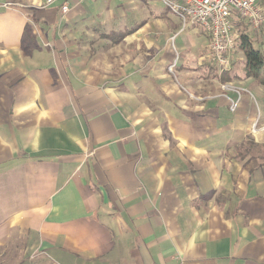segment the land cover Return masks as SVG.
<instances>
[{
    "label": "crops",
    "instance_id": "1",
    "mask_svg": "<svg viewBox=\"0 0 264 264\" xmlns=\"http://www.w3.org/2000/svg\"><path fill=\"white\" fill-rule=\"evenodd\" d=\"M141 1L0 0V264H264L256 82L231 67L247 89L234 113L208 95L202 32L170 72L148 28L171 24ZM123 27L146 50L100 66L97 39Z\"/></svg>",
    "mask_w": 264,
    "mask_h": 264
},
{
    "label": "rangeland",
    "instance_id": "2",
    "mask_svg": "<svg viewBox=\"0 0 264 264\" xmlns=\"http://www.w3.org/2000/svg\"><path fill=\"white\" fill-rule=\"evenodd\" d=\"M18 0H5V2H3V4L8 3L10 5L15 4V2ZM152 2H150L151 6L149 7H145L144 3L141 1L139 4V10H136L135 12H137L138 14L140 13L139 17L147 19L152 17L151 15V11L149 9H152L153 12L155 14H157L158 9H159V13L160 16H162L164 18L165 21H168L170 25H167V28L164 29H160V28H148V32L154 31L156 34L160 33L165 35V37L162 38L163 42H162V48H163V52H167L168 50L172 51V53L174 54L175 57V61L173 58V61L171 63V65L169 66V70L170 72L177 74V76L180 78L181 73L179 72L178 69L176 68V63L177 61L182 62L183 59L185 60L186 57H192L191 56V47L192 45H200V42H206V39L204 37H197L198 35H201L202 31L205 32L201 26H199L196 23H187L184 25V23L181 21V19L179 17H177L176 14H174L173 12H171L165 5L163 2L159 1V0H152ZM261 3V6L263 7V11H264V0H259ZM2 5V3H0ZM5 6V5H4ZM8 7V6H7ZM145 8L147 10H145ZM154 9L156 11H154ZM133 11V10H132ZM122 13H124V16L126 17V10H122ZM136 21H128V23L130 25H132L133 23H135ZM126 23V21L124 22ZM234 23H235V30L237 31V33L239 34V38L237 41V44L235 46V50L233 52V58H232V65L231 67L235 66L236 69H238V67L243 66L244 64V52L241 49V45H240V38L243 34H247L250 39L252 40V46L260 49L261 51L264 52V21L263 24L260 26L259 29H251L249 26L246 25L245 20L243 18H241V16H236L234 19ZM114 29V30H113ZM147 29V28H146ZM121 30H126V27L124 28H119V30L117 28H112V31H114L115 33H118L115 35V38L117 40H111L109 43L105 42L103 39H101L100 41V36L99 39H97L96 42V51H97V63L101 66L102 62H105V57H102V53L104 52V50H110V55L112 54V58H113V62L114 64L118 63L119 60H121V56H122V49L127 52L129 54V57L131 58L132 56L138 55L141 51H145V49H143V45H141V47H139L138 45H136V43H129L127 44L126 42H123V35L120 32ZM161 30V31H160ZM148 32H146L147 34H149ZM169 32L171 33L170 35L167 36V34H169ZM206 33V32H205ZM174 35V37L172 38L171 36ZM105 36H107L105 34ZM205 36V35H204ZM206 37H208V39L210 38L209 35L206 33ZM105 38V37H103ZM103 40V41H102ZM106 47V48H104ZM201 46L194 49V53L198 54V52L200 51ZM189 49V50H188ZM207 52L208 46L205 47ZM154 50H152L151 52H153ZM203 58L206 60V58L203 56ZM191 59V58H190ZM210 66V86L209 89L207 90L208 95H214L217 92L223 91L224 95L227 97L228 100V107L230 109V104H231V99L236 98L235 96L238 95L237 93L241 94V99L242 96L244 94V92L247 90L244 87H242L241 85H238L237 83H235L233 80H236L237 78H234L235 76H230L233 77V80H228L226 82H222V79L225 77L229 78L228 76V72L230 73L232 69L230 68L229 70L226 71H220L215 65L207 63ZM181 65V64H180ZM171 66L172 69H171ZM239 70V69H238ZM234 71V70H233ZM224 73V75H223ZM231 74H233V72H231ZM236 75H238V73H235ZM222 75V76H221ZM212 78H214V80L211 82ZM181 79V78H180ZM254 79V78H253ZM255 80V79H254ZM219 82H222L221 84V89L218 85H216L215 83L219 84ZM232 83V87L225 89L223 87L224 83ZM255 85L251 88V91L247 92L250 96V100H251V106L250 107V113L246 116V118H248V120L250 121V125H252L253 123V127H257L258 129V123L259 126L264 122V86L262 84L259 83V81L255 80ZM260 86V87H259ZM232 93V94H231ZM229 94V95H227ZM232 95V96H231ZM241 102V101H240ZM239 107H241V103H239L237 110L239 111ZM236 110V111H237ZM234 113V112H233ZM251 140H246L242 146H244V148H250V147H256L258 148L259 146H252L250 144ZM240 152H243V148L240 150Z\"/></svg>",
    "mask_w": 264,
    "mask_h": 264
},
{
    "label": "built area",
    "instance_id": "3",
    "mask_svg": "<svg viewBox=\"0 0 264 264\" xmlns=\"http://www.w3.org/2000/svg\"><path fill=\"white\" fill-rule=\"evenodd\" d=\"M56 0H47L48 4ZM164 5L176 14L185 24L196 23L209 35L208 49L205 58L220 71L231 68L233 52L239 34L235 30L234 19L241 16L251 29H259L264 21V11L259 0H161ZM10 6V4H4ZM62 11L68 12L69 5H62ZM173 66H171L172 69ZM232 83H224L225 89ZM231 99L230 110L235 112L241 101L237 93Z\"/></svg>",
    "mask_w": 264,
    "mask_h": 264
},
{
    "label": "trees",
    "instance_id": "4",
    "mask_svg": "<svg viewBox=\"0 0 264 264\" xmlns=\"http://www.w3.org/2000/svg\"><path fill=\"white\" fill-rule=\"evenodd\" d=\"M206 35L205 32L202 31ZM114 40H117L116 38ZM241 49L244 52V65L243 72L246 77H253L258 80L260 84L264 86V52L252 46V40L247 34H243L240 38ZM224 75V73H223ZM223 78L222 82L230 81L233 77ZM222 76V75H221ZM221 82V83H222ZM252 146L256 145L252 140L250 141ZM244 147V146H243Z\"/></svg>",
    "mask_w": 264,
    "mask_h": 264
}]
</instances>
